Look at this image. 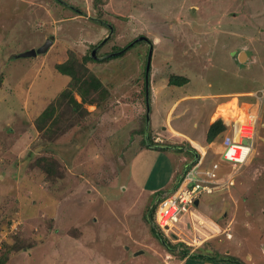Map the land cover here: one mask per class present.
<instances>
[{"label": "rangeland", "instance_id": "1", "mask_svg": "<svg viewBox=\"0 0 264 264\" xmlns=\"http://www.w3.org/2000/svg\"><path fill=\"white\" fill-rule=\"evenodd\" d=\"M104 39L98 57L132 46L87 58ZM72 56L102 81L106 99L83 102L73 91L84 108L68 105L62 92L71 77L56 64ZM172 75L187 82L179 88ZM241 88L264 100V0H0V257L14 246L20 250L8 264H237L224 254L264 264V103L255 96L253 107L235 99L220 105L223 98L208 104L212 97L198 98L197 109L184 103L197 110L191 121L199 126L180 121L201 139L211 112L213 121L229 122L214 140L221 152L207 151L200 162H219V184L191 215L182 214L174 235L163 232L171 249L147 219L158 202L151 193L172 188L185 166L181 157L192 158V167L204 156L194 147L196 161L189 142H176L182 134L163 127L164 101L177 89ZM47 108L53 115L38 122ZM251 132L253 151L234 167L223 157V141ZM147 138L161 148L143 147ZM80 231L82 246L69 238ZM201 251L223 256H197Z\"/></svg>", "mask_w": 264, "mask_h": 264}, {"label": "trees", "instance_id": "2", "mask_svg": "<svg viewBox=\"0 0 264 264\" xmlns=\"http://www.w3.org/2000/svg\"><path fill=\"white\" fill-rule=\"evenodd\" d=\"M97 46V45H96ZM95 46V47H96ZM132 44L130 43L124 48H120L119 52L111 53L109 55H104L103 57H98V59L101 58H107V57H114L116 55H121L124 53L127 49L130 48ZM94 47V48H95ZM89 59H97L94 58L91 54L87 57ZM56 67L58 68V71H60L63 74H67L68 76L71 77V81L69 84V88L65 89L62 92V96H67L68 97V105L71 106L73 109L80 110L83 107V103L77 101L75 96L73 95V91L78 92L81 97L83 102H89L93 103L98 100H103L106 99L107 97V88L103 85L102 81L92 72L89 71V69L86 67L85 63H80L79 60L76 57H70L68 60L62 63L56 64ZM187 82V79L180 76V75H172L170 78V83L174 85L181 86ZM53 109L49 110L48 108L43 111L42 114L39 115L38 117V122H41L42 120H46L48 117H51L53 115ZM226 125L223 122V120L219 117L216 120L213 121V123L210 125V128L207 133V140L208 142L214 141L219 134L223 133L225 131ZM143 147L145 146H150V147H158L154 141H152L149 138V142H147L145 139L142 141L141 144ZM196 164V163H194ZM191 168V166L188 167V169ZM154 211L155 208L151 207L149 211L147 212V219L152 223V231L155 233V235L160 238V240H165L166 244L168 247L171 249L173 248V245H171L168 240L165 238L164 234L162 231L158 229V226L154 223ZM183 244V243H181ZM175 246V245H174ZM10 247V253L9 251H6L3 256L0 257V264H6L7 261L10 259V255L13 253L19 252L20 248L15 249L14 246L12 248ZM207 252V251H206ZM188 253L186 251H182V255L185 256L184 254ZM197 254V253H196ZM196 254H193V256H196ZM218 254V255H217ZM181 255V256H182ZM214 255H217L219 257L223 256L222 254L218 252L206 254L204 251H201L198 253L197 256L199 257H205V258H210L212 260L218 259V257H214ZM226 257L223 256L225 260H232L236 262L237 264H244L240 259L235 257L234 255H228L224 254ZM183 258V257H182Z\"/></svg>", "mask_w": 264, "mask_h": 264}, {"label": "built area", "instance_id": "3", "mask_svg": "<svg viewBox=\"0 0 264 264\" xmlns=\"http://www.w3.org/2000/svg\"><path fill=\"white\" fill-rule=\"evenodd\" d=\"M250 121L251 119L246 124L248 125ZM248 132L245 133L248 134ZM225 144L224 156L231 159L241 160L244 155H249L253 151L250 150L251 143L244 141L243 137L238 140L227 137ZM217 184L219 180L215 169L204 170L200 164L187 168L181 180L169 191L158 192V202L154 211V223L158 229L167 236L174 235L176 233L174 228L180 222L182 214L187 211L193 213L191 209L195 207L201 195L213 192Z\"/></svg>", "mask_w": 264, "mask_h": 264}, {"label": "crops", "instance_id": "4", "mask_svg": "<svg viewBox=\"0 0 264 264\" xmlns=\"http://www.w3.org/2000/svg\"><path fill=\"white\" fill-rule=\"evenodd\" d=\"M243 52H245L246 54H247V56L249 55V51L248 50H244ZM240 61V60H239ZM242 62V60L240 61V63ZM243 63V62H242ZM245 63V62H244ZM181 86H179V88H180ZM177 88V87H176ZM246 88V87H245ZM188 89V88H187ZM178 91H179V93H178ZM175 93L173 94V100H171V101H169V102H165L164 101V104L162 105L164 108H163V110L165 109V117L163 118L164 119V124H163V127H167V128H170V130L172 131V134L171 135H173L174 133H173V129H176V131L178 132V133H181L182 135L181 136H178V137H174L175 138V140H176V142L177 141H186V142H189L192 146H193V149H194V151H193V149L192 150H190V151H192V152H194L195 153V151L197 152V153H203L204 154V156L202 155V157L200 156V159L198 160V162L196 163V164H200V162H203V158H205V160H206V158L208 157L207 155H206V153H207V151H210L211 150V152L213 153V154H217V153H220L221 152V150L223 149V145H222V148L220 149L218 146L216 147V146H214V141H212V142H208L207 141V135H206V137L205 138H203V139H201L199 136H198V134H195L193 131H190V132H187L185 129L186 128H184L185 126H184V124H182L181 122L182 121H180V119H185L184 117H186L187 118V120H189V121H191L192 119H194V118H196V115H194V113L196 112L197 113V107H198V105H196V102H199V101H197V99L198 98H200V97H207V98H211L212 97V99H210V101H208V104H210V102L212 103V102H218L219 101V98H223V99H226V101H223V102H221L220 103V105L221 104H223V103H225V102H227L228 100H233V99H235V100H237V104H239V102L240 101H242V102H244V103H247V104H251L252 105V107H253V105H256V104H252L251 102H254L252 99H253V97L255 96L256 97V101H257V104L258 103H260L261 102V104H263L264 103V100H261V95L259 96L258 94H260L259 92H258V90H255V89H252V88H249V89H239V90H233V91H225V92H218V93H213V92H196L195 94L194 93H191V94H186V92H187V90H179V89H177L176 91H174ZM229 95H233V96H235L234 98H228L227 96H229ZM236 96H244L242 99L243 100H240L239 99V97H236ZM225 97V98H224ZM207 100H209V99H207ZM192 102L191 104H193V105H195V110L192 108V106H191V104H189V103H187V105L186 104H184L185 102ZM206 101V100H205ZM212 105V104H211ZM218 106L219 105H216V107L218 108ZM252 107H250V112H251V108ZM205 108H207V107H205ZM172 109V111H170ZM260 108H258V109H256V111L257 110H259ZM167 110H168V113H167ZM248 110V111H249ZM170 111V112H169ZM213 111V110H212ZM216 111V110H215ZM215 111L214 112H211V114H210V119H209V124L211 125L213 122H211V121H213V118H214V116H215ZM190 112H192V113H190ZM248 113V112H247ZM187 114H191L192 116H188L187 117ZM163 115V116H164ZM251 115V114H250ZM249 115V116H250ZM162 116V117H163ZM220 118H222V117H220ZM224 118V117H223ZM222 118V119H223ZM223 120H226L225 118L223 119ZM192 123H193V126L194 127H198L199 126V122L196 120L195 122L194 121H191ZM225 122V121H224ZM226 124V129H225V131L226 130H228V124H229V122H227V120H226V122H225ZM209 128H210V126H209ZM209 130V129H208ZM208 130H207V133H208ZM240 134V133H239ZM255 134V136H256V133L254 132L252 135H254ZM226 136H231V134H228V135H226ZM233 136V137H232ZM231 137L232 138H234V135H232ZM244 137L243 138H246L245 136L246 135H243ZM250 137V138H249ZM248 139V141H249V139H250V141H251V136H248L247 137ZM197 139V140H196ZM235 139V138H234ZM199 140V141H198ZM252 142V141H251ZM200 143H201V145L202 146H200ZM253 143V142H252ZM203 144H207V146H204ZM254 144V143H253ZM197 148L199 151H197L195 148ZM153 148H161V147H153ZM188 148V147H187ZM214 148H217V149H214ZM143 150V149H142ZM183 150L184 151H187V149H185V147H183ZM183 154V153H182ZM191 159L192 158H183V156L181 157V159L179 160V161H183L182 163L186 166V164L187 163H189L190 161H191ZM195 162V161H194ZM206 162V161H205ZM214 163H216V162H214ZM219 163V162H218ZM195 164V165H196ZM185 166L183 167V168H181V175H182V173H183V171H184V168H185ZM201 168L202 169H207V168H210V167H206V168H203V166H201ZM220 168H221V165H220ZM179 172V173H180ZM179 173H178V176H180L179 175ZM177 176V177H178ZM177 177L175 178V180H174V184L176 183L175 181H177L176 179H177ZM221 180V179H220ZM174 184L172 185V187L174 186ZM218 188V187H217ZM164 190V189H163ZM216 190V189H215ZM158 191H155L154 193H151V194H158L157 193ZM214 192V191H213ZM201 198V197H200ZM200 200L201 199H199V201H198V205L200 204ZM196 204H197V202H196ZM81 233L78 235V236H71V237H69V238H71V239H75V241H73L72 243H78V244H80V246H82V240L80 239V237L82 236V234H84V232L85 231H80ZM129 247V246H128ZM142 252V251H141ZM248 257H250V255H248ZM12 258L13 257H11V255H10V259L8 260V261H10L11 262V260H12ZM6 264H8V263H6Z\"/></svg>", "mask_w": 264, "mask_h": 264}, {"label": "water", "instance_id": "5", "mask_svg": "<svg viewBox=\"0 0 264 264\" xmlns=\"http://www.w3.org/2000/svg\"><path fill=\"white\" fill-rule=\"evenodd\" d=\"M112 26V25H111ZM110 26V27H111ZM112 31H113V28H112ZM146 39V37H142L141 39ZM140 40V38L138 39ZM106 39H104L103 41H101V43H99L94 49H93V54L92 56L94 58H98V56L96 55V52L97 50L99 49V47H101V45H103L105 43ZM50 44H52V41L49 40L45 45H44V48L45 49H48V47L50 46ZM28 55H34L36 54V51H28L27 52ZM152 53H153V49L151 48L150 50V54H149V57H148V62H147V65H146V72H145V77H146V101H147V107H148V113H147V129L150 125V73H151V62H152ZM147 141L149 142V139L147 138ZM159 146V145H157ZM198 156V155H197ZM197 158V157H196ZM188 166H185L184 168V171L187 169ZM183 171V172H184ZM182 178V175H180V177L178 178L177 182H179ZM197 204H198V201H197Z\"/></svg>", "mask_w": 264, "mask_h": 264}, {"label": "bare ground", "instance_id": "6", "mask_svg": "<svg viewBox=\"0 0 264 264\" xmlns=\"http://www.w3.org/2000/svg\"><path fill=\"white\" fill-rule=\"evenodd\" d=\"M194 11L196 10V8L195 9H193ZM227 137H229L231 140H233V138L231 137V136H226L225 137V139L227 138ZM225 139H224V145L226 146V144H225ZM244 141H246V142H248V140L247 139H244ZM250 142V141H249ZM251 143V142H250ZM251 147H250V150L252 149L253 150V144L251 143ZM193 151H194V149H193ZM195 155H196V161L199 159V153H197L196 151H195ZM198 155V156H197ZM250 156V154L249 155H244V157H242V159L241 160H236V159H231V158H229V157H227L226 155L224 156L223 155V157L227 160V161H229V162H231L232 164H233V166L234 167H239V166H241L246 160H247V158ZM188 168V167H187ZM220 168V164L218 163V162H216V163H214L213 164V168H207V169H204V170H211V169H215V170H218ZM156 184V183H155ZM204 194V193H203ZM202 194V195H203ZM200 199V198H199ZM199 201V200H198ZM197 205V204H196ZM190 215H191V213H190ZM181 221V220H180ZM201 224L202 223H204L203 222V220L200 222ZM231 235V234H230ZM194 242H198V241H200L198 238H196V239H194L193 240ZM198 243H201V242H198Z\"/></svg>", "mask_w": 264, "mask_h": 264}, {"label": "clouds", "instance_id": "7", "mask_svg": "<svg viewBox=\"0 0 264 264\" xmlns=\"http://www.w3.org/2000/svg\"><path fill=\"white\" fill-rule=\"evenodd\" d=\"M183 174V173H182ZM160 192V191H159ZM158 195V194H157ZM158 198V197H157Z\"/></svg>", "mask_w": 264, "mask_h": 264}]
</instances>
